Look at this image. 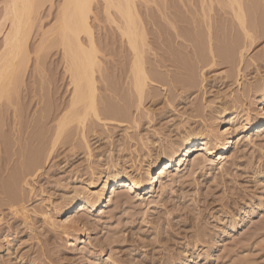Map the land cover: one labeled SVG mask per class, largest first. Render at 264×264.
Instances as JSON below:
<instances>
[{
    "label": "rangeland",
    "instance_id": "rangeland-1",
    "mask_svg": "<svg viewBox=\"0 0 264 264\" xmlns=\"http://www.w3.org/2000/svg\"><path fill=\"white\" fill-rule=\"evenodd\" d=\"M194 1H141L150 47L145 55L154 80L139 107L128 84L130 57L124 55L128 46L104 12L103 0H94L90 21L100 61L98 100L107 123L104 126L90 116L85 139L73 123L53 144L71 86L54 34L61 0L38 1L28 35L29 63L18 95L12 102L0 101V111L5 110L0 134L4 147L9 145L5 152L0 150V156L10 153L7 165L0 158V264H264V126L249 141L245 135L237 136L221 165L205 161V167L199 168L204 155L197 151L181 171L173 167L160 179L152 195L138 199L115 190L104 208L89 213L76 209L63 216L75 191L84 189L100 172L116 168L141 176L147 164L153 165L174 146L182 149L183 135L199 131L205 123L213 131L221 130L230 115L238 121L246 110L256 120L264 99V0L246 1L253 8L247 7L249 19L254 15L260 25L258 37L242 57L236 52L231 58L235 51L234 44H229L242 35L236 20L217 1L208 12ZM206 20H210L217 53L214 65L208 53ZM194 34L200 35L199 41ZM1 44L0 39V49ZM197 58L210 60L200 63ZM109 109L114 113L111 117L106 114ZM51 145L55 150L43 164L39 159H44ZM32 149L42 164L36 176L27 177L26 186L18 182L16 173L20 160L29 157ZM91 169L97 173L92 175ZM9 179L16 181L14 186ZM18 189L15 213L10 211L7 195ZM23 205L30 226L24 222ZM67 217L72 218L71 229L64 232L57 225Z\"/></svg>",
    "mask_w": 264,
    "mask_h": 264
},
{
    "label": "bare ground",
    "instance_id": "bare-ground-1",
    "mask_svg": "<svg viewBox=\"0 0 264 264\" xmlns=\"http://www.w3.org/2000/svg\"><path fill=\"white\" fill-rule=\"evenodd\" d=\"M38 1L40 0H3L0 2V5L2 6V9L0 10V39L2 41L1 49H0V101L4 98L10 100L12 99V97H14V95L15 97L16 95H18L20 84L23 80V76L26 72V69L29 63L30 52L28 49V39H29L28 35H29L30 28L33 23L34 14L39 5ZM141 1L143 0H103L104 5H105L104 12L110 19V23L114 26V28L116 29V32L120 34V37L124 40V43H126L128 46V48L126 47L127 53L126 54L124 53V55L127 56V54H129L128 56L130 57V59L128 60H129L130 65L128 64L129 65L128 71H126L127 67L126 68L124 67V68L127 73L128 72L130 73V74L128 73L129 74L128 78L130 80V81L128 80L129 81L128 84L132 86V91H133L132 94L137 97V100H138L137 104L139 105V107L142 104L145 93L147 92L146 91L147 86L149 85L150 82L154 80V78L152 80V77H154V75H152L153 73L151 72V70H149L150 68L147 67V60H146V55H145L147 48L150 49V47L148 46L149 43L147 40L146 27L144 25V22L142 20V15L140 12V7L142 6L140 3L143 4L145 2H141ZM151 1L152 0H150V2ZM195 1L196 3L198 1V4L200 2V5L203 9V10L201 9L202 12L204 11V9L205 11H207V9L208 11H212V4L215 1H217L218 4L224 10V12L232 14V16L230 15L229 16L230 18L233 17L236 20L238 24L237 25L238 27H236V29L238 32L239 30H241L242 35L240 37V33H239L238 34L239 37L237 40H235L234 43L230 41L232 42V44L230 43L229 45L233 46L234 44L233 47L235 51L233 52L232 50L231 55L233 53L235 54L236 52H239V56L242 57L243 50L255 44L256 39L258 37L257 27H260V25L258 26L257 25L258 23L254 21L257 19V18L254 19V15L252 17L253 21H252V18L249 19L250 10L248 11L247 7L250 9H253V8L251 5H249V3L246 2L247 0H195ZM93 4H94V0H61V3H60L57 23L54 28V34L57 35V40L59 42L57 43L60 44L59 46H61L62 59H63V64H64V72L67 74V77H68L67 79H69L71 90H70L69 103L65 108V112H63L61 117L58 119V122L56 123L57 129L55 130L56 134H54L56 137V140L53 139L52 144L58 141L59 137H62L64 135L63 132H65V130L68 133L69 130L67 128L70 127L71 124L73 125V123L74 125L76 124L80 127V129L78 130H80L81 132L80 135L83 136L84 138L86 135L87 122L90 119L89 118L90 116L96 119L97 121L102 122L104 126H106V123H107L104 121L108 119L107 118L108 116L103 114V112L105 113V109H103L102 113L100 112L101 110V108H99L100 101L98 100V87H97L96 72H97V68H99L100 66V61L98 58V49L96 46L95 36H94L91 21H90L91 14L94 11ZM226 8L227 10L229 9L230 11L225 10ZM252 13L254 14L253 10L251 11V14ZM223 14L226 15L225 13ZM251 14L250 16H252ZM203 15L205 16V12ZM165 17H168V16L165 14ZM208 17L209 15L207 16V19H209ZM202 18L203 20L205 19V17L203 16ZM171 19L172 18H169L170 22L172 21ZM209 21L210 20H206L207 26H208L207 29L209 28V31H207V33L209 32V35L207 34V40L209 41V45L207 46H209L208 53L210 54V59H211L210 64L214 65L216 63L215 59L217 58L216 57L217 53L215 52L214 46L212 43L213 36L211 37V35L213 34H211L210 32L211 27H210V24L208 23ZM230 24H231L232 31H234L235 26H233L234 27L233 28L232 22ZM229 33H231V30H229ZM231 34H230L229 40L232 37ZM197 35H195V38L197 37ZM236 36L237 35H235V37ZM198 38L196 39L198 40ZM233 38H234V35H233ZM194 43H196V41ZM193 46L195 47L198 45L193 44ZM199 46L202 47L201 45ZM201 49L197 51L199 52L201 51ZM37 50L39 53L40 51L39 48ZM218 50L219 52L218 51L217 52L220 53V49ZM38 53L37 55H39ZM208 53L207 54L205 53L206 54L205 57L208 56L209 58ZM222 53H224L223 50H222ZM227 54H228L227 56H229L230 52H228ZM197 55H199L197 57L200 58V53H198ZM231 57H233V55L228 58H231ZM202 59L201 60L198 59V60L202 61ZM209 60H203V61H209ZM38 61H39V57H38ZM203 61L200 63H203ZM240 71L241 70L238 69L239 75H240ZM121 74H124V77L128 79L126 77L127 74L125 73H121ZM11 102L9 103L7 102L6 104H11ZM260 103L264 107L263 98ZM0 106L2 107V105ZM5 107L6 106H4V108ZM263 107L261 106V108L259 109V112L256 115L257 118L254 121H252L254 117L251 114V111L246 110L247 112L245 111L246 112L245 116L244 117L242 116V118L239 119L238 121L234 114L230 115L229 119H226L224 121V124H223L224 127L221 130L213 131L212 129L209 128L210 126L208 127L205 123V125L203 124L202 128L200 127L201 129L199 128L200 129L199 131L195 130L196 132H187L186 134L183 135V138H182L183 143L185 145V146L183 145L184 147L182 149L178 150L174 146L171 148L169 152L167 153L162 152V154L158 156V158L156 159L153 165L147 164V167L144 168L143 175L141 176L140 175L131 176V174H129L128 171H125V170L120 171V170H117L116 168L113 170L110 169L108 172L103 171V172H100V174L98 173L99 175L97 177L91 179V181L89 182H86L85 186H83L84 189H77L75 191V194L70 198V202L63 208V211H64L63 216H67L70 212L76 209H79V211H83L84 213L95 212L98 209H102L110 201L112 193L115 190L123 191L127 195L132 194L134 196H137L138 199H141L146 195H152L155 192V189L158 187V183L160 179L161 180L164 179L168 175V173L171 172L173 167H176L177 171H181L182 168H184V166L188 163L190 157L197 151H200L201 154L204 155V158H203L204 160L202 159L201 162L198 163L199 168L205 167L206 165L205 161L216 162L219 165H221L225 157H227V155L233 148L235 144V138L237 136L245 135L249 141L251 140L252 135L255 136V134L260 131V127L264 126ZM4 112L5 110L0 111L1 118L3 116L5 117V115H3ZM106 112H108L106 114H108L109 117H111L114 114V113L112 114L110 113V109L109 111H106ZM101 115L102 116L105 115L104 117L107 116L106 119L102 118ZM115 115H116V112H115ZM112 118H115V117H112ZM108 121H110V119ZM1 135L2 134H0V150L4 151L5 147L7 146L9 147V145L4 147V144H3L4 138ZM6 143H7V140H6ZM51 146L53 147H51L50 149H47L48 151H46L47 155L46 153L44 155L45 157L42 155L44 159L42 158L39 160L43 162L44 160H46L45 159L46 156L47 158L51 156V154L53 153V150H55L54 145H51ZM34 150H36V153L39 152V154L41 152V151L37 152L36 148ZM14 151H15V154H17L18 150L16 149ZM22 151L21 152L19 151L20 153L18 152L19 153L18 155H20V157L23 156ZM44 151L42 152L44 153ZM4 152L2 155L6 157L8 156L7 154H10L8 152L7 154L6 153L4 154ZM13 152L11 154H14ZM32 152H30L31 155H29V157L27 156L25 158L23 157L24 158L23 160L19 159L21 161L19 172L17 171L16 173L15 172L16 169L14 170L12 168L13 169L12 172L16 173L17 179L19 181L17 179L15 180H17L21 184L22 182L23 184L25 183L26 186L29 185L28 183L29 180H27V177L36 176L42 164L41 161H39L37 158L40 155L37 156L38 154H36L35 151L33 154ZM13 157L14 156L12 155V157H9V158H13ZM88 157H90V154ZM0 158L2 160L4 157L2 158L0 156ZM3 162L5 163L6 159ZM5 171H9V170L7 169ZM90 172L92 175H95V173H97L94 171V169H91ZM12 179H9V180L14 182L12 185L14 186L16 181ZM18 182H17V185L21 187L20 183ZM17 185L16 187L19 188ZM100 186L101 188L99 189V191H95V192L93 191V189L100 187ZM9 188L12 190L11 185ZM19 189L16 192L12 191L9 195H7L8 200L3 198L5 202L6 200L10 201L9 203L12 209V210L9 209L10 211H14L15 210L14 206H16L15 204L18 203L19 199L17 198V196L15 197V194H17ZM8 191L9 190L6 191L7 192L6 194H8ZM6 194H5V198H6ZM18 195L20 194L18 193ZM22 209L25 211L24 222L26 223V225L28 224L30 226V223L28 221L29 219H28V213H27L26 207L23 205ZM19 212L21 211L19 210ZM47 218L48 220L52 222L51 224L53 226H56V223L51 215H48ZM71 220L72 218L67 217L64 221H62L57 226L63 229L64 232H66L68 229H71V228H68L69 224L71 223Z\"/></svg>",
    "mask_w": 264,
    "mask_h": 264
}]
</instances>
